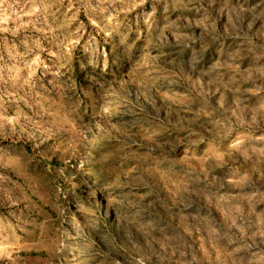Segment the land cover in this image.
<instances>
[{
	"label": "rangeland",
	"instance_id": "rangeland-1",
	"mask_svg": "<svg viewBox=\"0 0 264 264\" xmlns=\"http://www.w3.org/2000/svg\"><path fill=\"white\" fill-rule=\"evenodd\" d=\"M0 264H264V0H0Z\"/></svg>",
	"mask_w": 264,
	"mask_h": 264
}]
</instances>
